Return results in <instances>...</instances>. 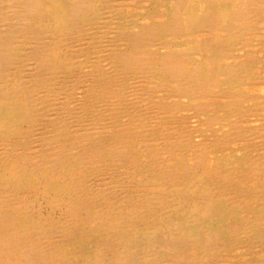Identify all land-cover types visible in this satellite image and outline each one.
Returning <instances> with one entry per match:
<instances>
[{"label":"bare ground","instance_id":"1","mask_svg":"<svg viewBox=\"0 0 264 264\" xmlns=\"http://www.w3.org/2000/svg\"><path fill=\"white\" fill-rule=\"evenodd\" d=\"M263 111L264 0H0V264H264Z\"/></svg>","mask_w":264,"mask_h":264},{"label":"rangeland","instance_id":"2","mask_svg":"<svg viewBox=\"0 0 264 264\" xmlns=\"http://www.w3.org/2000/svg\"><path fill=\"white\" fill-rule=\"evenodd\" d=\"M253 43H254V41H252ZM253 50H254V47L252 48ZM222 63H219V65H218V67L221 65ZM227 65H229V62H227L226 63ZM243 86V87H242ZM237 88V87H236ZM235 88V91L236 92H241L242 90H244L246 87H244V85H241L240 87H238L237 89ZM240 89V90H239ZM242 89V90H241ZM233 90H234V88H233ZM263 113H264V111H263ZM264 115V114H263ZM264 117V116H263ZM261 118V117H260ZM256 123H258L259 125H261L260 127H264V120H262L261 121V123H260V121H255L254 122V124L255 125H253V127L252 128H255L258 124H256ZM242 124V123H241ZM242 126H243V124H242ZM247 126V125H246ZM243 127H245V126H243ZM259 126H257L255 129H257V131H258V133H257V136L256 137H258V138H254V140L252 141V143H253V145L251 146V148H254V146L255 147H264V131H260V130H258L259 128H260ZM247 128H251L250 126H247ZM262 136V137H261ZM260 137V138H259ZM251 148H249V149H251ZM249 149H246V150H249ZM257 152H259V150L257 151Z\"/></svg>","mask_w":264,"mask_h":264}]
</instances>
